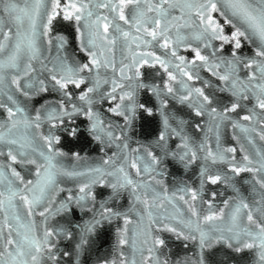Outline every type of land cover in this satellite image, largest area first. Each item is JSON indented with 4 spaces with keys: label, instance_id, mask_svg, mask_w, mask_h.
<instances>
[{
    "label": "snow or ice",
    "instance_id": "6c2138e0",
    "mask_svg": "<svg viewBox=\"0 0 264 264\" xmlns=\"http://www.w3.org/2000/svg\"><path fill=\"white\" fill-rule=\"evenodd\" d=\"M0 264H264V0H0Z\"/></svg>",
    "mask_w": 264,
    "mask_h": 264
},
{
    "label": "water",
    "instance_id": "95a60500",
    "mask_svg": "<svg viewBox=\"0 0 264 264\" xmlns=\"http://www.w3.org/2000/svg\"><path fill=\"white\" fill-rule=\"evenodd\" d=\"M103 246V245H102Z\"/></svg>",
    "mask_w": 264,
    "mask_h": 264
}]
</instances>
